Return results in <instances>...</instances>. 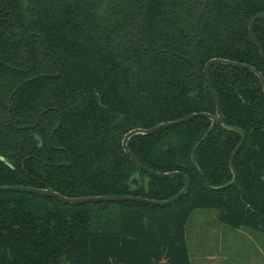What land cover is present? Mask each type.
I'll list each match as a JSON object with an SVG mask.
<instances>
[{
	"label": "trees",
	"instance_id": "1",
	"mask_svg": "<svg viewBox=\"0 0 264 264\" xmlns=\"http://www.w3.org/2000/svg\"><path fill=\"white\" fill-rule=\"evenodd\" d=\"M264 0H0V185L68 197L167 199L183 176L142 170L122 139L194 112L215 114L211 58L264 78ZM224 117L128 139L148 168L179 170L187 192L168 205L65 203L0 190V264H192L186 223L214 209L234 229L264 233V91L247 66L212 63ZM232 166V153L238 143ZM2 158L7 159L8 163ZM138 175V186L130 183Z\"/></svg>",
	"mask_w": 264,
	"mask_h": 264
},
{
	"label": "rangeland",
	"instance_id": "2",
	"mask_svg": "<svg viewBox=\"0 0 264 264\" xmlns=\"http://www.w3.org/2000/svg\"><path fill=\"white\" fill-rule=\"evenodd\" d=\"M185 236L192 264H264V233L224 225L214 209L193 210Z\"/></svg>",
	"mask_w": 264,
	"mask_h": 264
},
{
	"label": "water",
	"instance_id": "3",
	"mask_svg": "<svg viewBox=\"0 0 264 264\" xmlns=\"http://www.w3.org/2000/svg\"><path fill=\"white\" fill-rule=\"evenodd\" d=\"M261 17H264V12H261V13H257L255 15H253V17L250 19V22H249V32H250V35L252 36L254 42L256 43V45L259 47V44L253 34V31H252V24L253 22L258 19V18H261ZM262 56L264 57V53L262 52V50H260ZM226 63V64H231V65H238V66H247L249 67L250 69L254 70L260 77L261 79V82H262V86H263V91H264V78L262 76V74L256 70L254 67L252 66H249L247 64H244V63H240V62H236V61H233V60H229V59H223V58H211L210 60L207 61L206 65H205V74H206V79H207V82L209 84V87L212 91V94H213V97L215 99V103H216V111H215V114H211V113H207V112H194V113H191L189 115H186L182 118H179V119H176V120H171V121H166V122H161V123H158L157 125L151 127V128H133L131 129L130 131H128L127 133H125L123 139H122V146L125 150V152L128 154V156L142 169L144 170L145 172L151 174V175H154V176H159V177H170V176H175V175H180V176H183L186 180V183L184 185V187L178 192L176 193L175 195H173L172 197L170 198H167V199H151V198H146V197H141V196H136V195H93V196H79V197H68V196H65L51 188H39V187H32V186H23V185H0V190H15V191H23V192H30V193H36L38 195H47V196H52V197H55L57 198L58 200L62 201V202H65V203H76V202H91V201H119V200H132V201H140V202H146V203H151V204H155V205H168V204H171L173 202H175L176 200H178L182 195H184L187 190L189 189V187L191 186V179L190 177L185 174L184 172L182 171H179V170H174V171H168V172H161V171H155V170H152L150 168H148L147 166H145L144 164H142L134 155L133 153L130 151L129 147H128V139L137 134V133H147V134H150V133H153L155 132L156 130H158L159 128H162L164 126H172V125H176V124H179V123H182V122H185L195 116H199V115H202V116H207L209 117L211 120H212V123L210 125V127L208 128V130L205 132V134L201 137V139L198 141V143L194 146L193 148V152H192V160H194V155H195V151L197 149V147L199 146V144L207 137V135L209 134V132L211 131L212 127L215 125V124H222L223 121H224V117H223V114L221 112V109H220V104H219V98L215 92V90L213 89V86L211 85V81H210V76H209V68H210V65L212 63ZM242 139L241 141L238 143V145L236 146V148L234 149L233 153H232V156H231V159H230V165H231V168H232V171L234 173V176H233V179L224 184V185H221V186H216V187H213V186H210L205 178L203 177L202 173L200 172V170L198 169L199 171V174H200V177L202 179V181L204 182V184L209 187V188H215V189H220V188H224V187H227L229 185H231L232 183L235 182V178H236V173H235V170L232 166V159L236 153V151L239 149V147L241 146L243 140H244V133H242ZM4 161H7V159L5 158H2ZM130 183L132 185H135V186H138V175L135 174L131 177V180H130Z\"/></svg>",
	"mask_w": 264,
	"mask_h": 264
}]
</instances>
